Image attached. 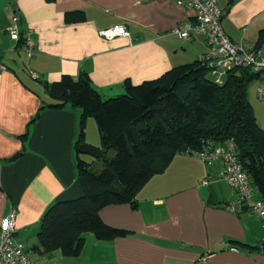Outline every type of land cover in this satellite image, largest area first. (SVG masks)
Returning a JSON list of instances; mask_svg holds the SVG:
<instances>
[{"label": "crops", "instance_id": "1", "mask_svg": "<svg viewBox=\"0 0 264 264\" xmlns=\"http://www.w3.org/2000/svg\"><path fill=\"white\" fill-rule=\"evenodd\" d=\"M218 4L225 11V33L247 51L237 54L223 79L213 77L222 85L230 70L253 72L245 96L256 125L264 130V68L247 59L250 54L264 59V43L259 44L264 0ZM69 10L85 11L86 19L66 22ZM14 15L20 35L35 42L32 58L9 35ZM191 19L193 12L177 0H0V62L7 66L0 71V222L16 209L13 236L38 264H264L261 218L248 207H225L238 194L222 175V160L209 163L186 152L176 153L165 170L151 176L135 206L101 209L102 219L127 229L128 236L101 239L85 232L74 256L60 249L45 252L38 242L41 216L50 204L81 195L75 143L82 109L50 108L55 100L44 83L86 71L104 98L123 94L127 81L137 85L156 79L208 53L205 35L180 37L174 32ZM115 25H125L131 38L99 34ZM41 105L47 107L39 114ZM98 130L95 118L88 116L86 141ZM25 132L27 137H18ZM254 190L253 201H264Z\"/></svg>", "mask_w": 264, "mask_h": 264}, {"label": "trees", "instance_id": "2", "mask_svg": "<svg viewBox=\"0 0 264 264\" xmlns=\"http://www.w3.org/2000/svg\"><path fill=\"white\" fill-rule=\"evenodd\" d=\"M85 19L83 10L65 14L68 23ZM23 40L21 34L18 44L24 45ZM260 43H264V30ZM204 55L172 67L156 79L137 85L127 81L126 92L110 98L102 96L86 71L44 83L47 94L55 100L48 104L50 108L82 109L75 143L81 195L53 201L41 216L38 242L45 252L60 249L66 256L78 255L88 231L101 239L131 234L107 224L101 209L122 203L135 206L142 186L165 170L176 153L203 149L207 142L215 145L233 137L256 194L264 197V130L256 125L245 96V85L253 72L245 67L230 70L220 85L209 73V58ZM45 107L41 105L39 114ZM88 116L96 120L101 148L86 141ZM107 149L114 151L111 158L105 154ZM83 154L102 157V169H92Z\"/></svg>", "mask_w": 264, "mask_h": 264}, {"label": "built area", "instance_id": "3", "mask_svg": "<svg viewBox=\"0 0 264 264\" xmlns=\"http://www.w3.org/2000/svg\"><path fill=\"white\" fill-rule=\"evenodd\" d=\"M185 8L193 12V19L174 30L180 37H190L194 33L205 35L210 43L208 64L211 67L209 73L223 79L226 70L234 65V60L240 52H246V45L232 44L227 41L228 37L223 28V9L217 0H177ZM17 22V19L14 21ZM11 37L16 41L21 38L17 23H11L8 28ZM99 34L112 39L116 36H127L131 38L130 32L125 25H115L101 29ZM24 50L31 55L35 50V42L26 37ZM247 59L256 64L258 69L264 68V59L259 60L250 54ZM7 66L0 62V71L6 70ZM34 76H37L34 74ZM236 142L233 137L226 139L220 144H207L200 150H188L189 154L196 155L212 163L215 159H221L223 177L235 188L238 197L225 205L226 208L235 211L238 208L248 207L252 209L262 220L264 225V201H253L254 187L251 175L238 161L235 152ZM202 183H207L204 181ZM16 209H12L0 222V264H38L35 257L25 250V244L16 240L13 232L16 226ZM259 248L264 249V237L261 239ZM236 250V248H234Z\"/></svg>", "mask_w": 264, "mask_h": 264}, {"label": "rangeland", "instance_id": "4", "mask_svg": "<svg viewBox=\"0 0 264 264\" xmlns=\"http://www.w3.org/2000/svg\"><path fill=\"white\" fill-rule=\"evenodd\" d=\"M217 3H218V0H217ZM219 5V4H218ZM18 20V17H17V15H14L13 16V19H12V23H17V22H14L15 20ZM19 28V27H18ZM19 30H20V28H19ZM8 32H9V29H8ZM226 34V33H225ZM9 35L11 36V34H10V32H9ZM226 36L228 37V39H227V41L229 42V43H232V44H237V43H234L233 41H232V39L226 34ZM12 38V37H11ZM13 39V38H12ZM25 39H26V37L24 36V40H23V42L25 41ZM18 42L19 41H16V46L18 47V48H20V52L21 51H23V52H25V50H24V45H19L18 44ZM16 47V49H18ZM34 52H35V50H34ZM34 52L31 54V55H28V54H26V53H24L27 57H29V58H32L33 57V55H34ZM29 73H30V75L33 77V78H35V79H39V74H37L35 71H33L32 69H30L29 68ZM34 74H36L37 76H34ZM216 83H218L217 81H216ZM218 84H220V83H218ZM80 130V129H79ZM99 131V130H98ZM23 135V134H22ZM79 136V135H78ZM88 141H91V142H89L90 143V145H92V147H94V148H101L102 147V139H101V134H100V132L99 133H97V132H95L94 134H92V135H90L89 136V140ZM105 154H106V156H107V158H111L113 155H114V151H113V149H107L106 150V152H105ZM83 158L85 159V160H87L88 162H90L91 163V167H92V169H94V170H98L99 169V166L100 165H103V159H102V157H96V156H93V155H90V154H83ZM15 209V208H14Z\"/></svg>", "mask_w": 264, "mask_h": 264}, {"label": "water", "instance_id": "5", "mask_svg": "<svg viewBox=\"0 0 264 264\" xmlns=\"http://www.w3.org/2000/svg\"><path fill=\"white\" fill-rule=\"evenodd\" d=\"M18 156H19L18 154L13 155V156L11 157V160H15Z\"/></svg>", "mask_w": 264, "mask_h": 264}]
</instances>
